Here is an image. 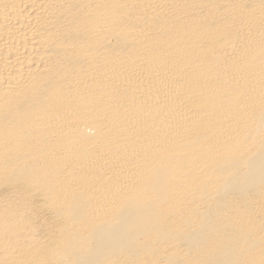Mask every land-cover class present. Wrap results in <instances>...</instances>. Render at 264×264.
<instances>
[{
    "label": "bare ground",
    "instance_id": "6f19581e",
    "mask_svg": "<svg viewBox=\"0 0 264 264\" xmlns=\"http://www.w3.org/2000/svg\"><path fill=\"white\" fill-rule=\"evenodd\" d=\"M0 264H264V0H0Z\"/></svg>",
    "mask_w": 264,
    "mask_h": 264
}]
</instances>
